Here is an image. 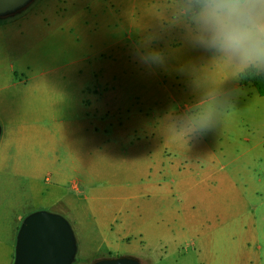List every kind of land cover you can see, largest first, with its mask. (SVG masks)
<instances>
[{"label": "crops", "instance_id": "crops-1", "mask_svg": "<svg viewBox=\"0 0 264 264\" xmlns=\"http://www.w3.org/2000/svg\"><path fill=\"white\" fill-rule=\"evenodd\" d=\"M3 2L0 264H15L20 231L39 214L66 224L78 256L73 224L84 230L80 238L101 240L117 254L109 258L264 264V97L241 86L224 61L232 73L209 82L220 59L187 46L178 29L163 31L172 0ZM87 15L94 16V34L73 27L78 36L94 39L90 86L87 72L52 67L56 59L78 64L82 58H55L50 50L55 29L65 46L61 28L69 30ZM125 26L130 48L119 51V40L107 38ZM149 33L162 35L155 46L168 57L154 87L132 55ZM124 58L123 73L118 65ZM136 76L144 81L140 88ZM228 82L234 98L224 112L216 110L224 119L185 141L163 134L162 116L181 111L185 96L214 91L215 98ZM93 231L98 235L87 234Z\"/></svg>", "mask_w": 264, "mask_h": 264}, {"label": "clouds", "instance_id": "clouds-1", "mask_svg": "<svg viewBox=\"0 0 264 264\" xmlns=\"http://www.w3.org/2000/svg\"><path fill=\"white\" fill-rule=\"evenodd\" d=\"M163 31L178 29L184 43L211 53L234 68L238 78L264 77V0H172ZM159 33L146 34L133 46V58L149 72L166 70L168 57L155 45ZM181 74L185 67L178 69ZM212 93H201L181 111L166 112L161 127L166 137L184 141L213 125Z\"/></svg>", "mask_w": 264, "mask_h": 264}, {"label": "rangeland", "instance_id": "rangeland-1", "mask_svg": "<svg viewBox=\"0 0 264 264\" xmlns=\"http://www.w3.org/2000/svg\"><path fill=\"white\" fill-rule=\"evenodd\" d=\"M8 4V2H3L0 4V9L5 7ZM66 13L67 10H66ZM75 15L70 14V18H74ZM80 25L81 27H85L86 28V33L91 32L92 34H94V30H95V21H94V16L93 15H87L84 18H81L79 20V22L75 23L72 21L71 23V29L67 30L66 27L65 28H61V31L64 32L65 34V46H63L60 38H59V29H55V33H54V37H53V43L52 47L50 48V50L53 51V54L55 56V58H72V60L74 58H82L83 62L78 63V64H73V63H68V62H64V63H60L57 59L56 61L53 63V69L54 70H59L61 69L62 66L65 67V70L69 69V70H75L77 72H87V84L88 86H90L91 84H94V75H91L89 73L90 70H92V65H93V59L89 60V58H96L95 56V46H94V39L90 38L89 40H87V38H84L82 36H78L75 33V28L73 27V25ZM127 27L125 26L122 30H119L117 32H115L110 38L105 37V39L107 38V40L112 43L113 41H111V38L114 41L119 40V45H118V49L119 51H123L126 50L127 48H130L129 46V42L127 41V35H129L127 33ZM68 39V40H67ZM69 44L68 46H66V44ZM126 57V56H124ZM85 58H87V60H85ZM85 60V61H84ZM107 57H105L103 59V61H106ZM127 59L124 58V63L123 64H119L118 65V69L119 72H125L126 66H127ZM130 65V63H129ZM216 65L217 68H219V70L214 71V74L207 76L209 79V82L212 81H217L218 80V76L219 74L223 73V72H231L230 70L226 69V66L224 64V62L222 60H217L216 61ZM137 68V72L142 73L144 70L142 67H139L138 65L136 66ZM86 70V71H85ZM188 71H191L192 68H188ZM146 74L149 73L150 74V86L154 87L157 82H159V69H155L153 72H149L148 70H145ZM139 77L137 78L134 77L133 79V83L135 84L136 88H140L142 87V83L144 81H140ZM235 80V79H234ZM233 81V80H232ZM121 82V81H120ZM231 82V81H230ZM227 83V85H225V87H223V93L218 94L215 96L214 98V102H213V120H221L224 119V117L222 115H219L218 113H216V110H219L221 112H224L227 109V104H228V99L232 100L234 98V95L232 93L229 94L230 89L228 90V86L229 83ZM105 87V85H104ZM119 87H122V85L119 84ZM214 92V91H213ZM213 92H210L213 94ZM241 92H238L237 95H241ZM120 97L122 95H119ZM153 97V96H152ZM196 99L191 97V96H185L184 97V102H183V106H185L188 103H192L194 102ZM135 105L138 103L137 101H135ZM240 108H243L242 105H240ZM242 113L239 112L238 115H236L234 117V120H238L240 118V115ZM74 228H75V234L77 235L76 238V247L78 250V247L81 248L82 250V254L81 255H75L73 254L70 258L68 263L72 264L74 262V260H76V258H79L80 261L78 262H74L75 264H92L93 261L95 260H100V259H104V258H109L111 257H115L117 254L115 253H110L109 251L104 247L101 246V240L98 239H89V240H85L80 238L78 235L79 233L83 232L84 230L81 229V226H79V224H73ZM84 227H87V225H84ZM80 231V232H78ZM87 234H89V236L93 235H98L96 233V231H93V233L91 232H87ZM70 239V237H69ZM112 251V250H111ZM122 255V254H119ZM141 257V256H139ZM73 263V264H74Z\"/></svg>", "mask_w": 264, "mask_h": 264}, {"label": "water", "instance_id": "water-1", "mask_svg": "<svg viewBox=\"0 0 264 264\" xmlns=\"http://www.w3.org/2000/svg\"><path fill=\"white\" fill-rule=\"evenodd\" d=\"M73 254L66 224L44 214L30 218L22 227L16 248L15 264H67ZM92 264H140L136 258L116 257L95 260Z\"/></svg>", "mask_w": 264, "mask_h": 264}, {"label": "trees", "instance_id": "trees-1", "mask_svg": "<svg viewBox=\"0 0 264 264\" xmlns=\"http://www.w3.org/2000/svg\"><path fill=\"white\" fill-rule=\"evenodd\" d=\"M239 83L241 86H252L259 96L264 97V77L246 76L239 78Z\"/></svg>", "mask_w": 264, "mask_h": 264}, {"label": "snow or ice", "instance_id": "snow-or-ice-1", "mask_svg": "<svg viewBox=\"0 0 264 264\" xmlns=\"http://www.w3.org/2000/svg\"><path fill=\"white\" fill-rule=\"evenodd\" d=\"M0 2H2V0H0Z\"/></svg>", "mask_w": 264, "mask_h": 264}]
</instances>
